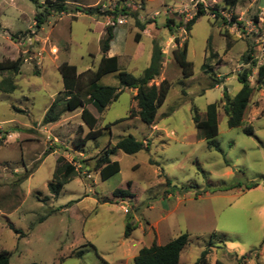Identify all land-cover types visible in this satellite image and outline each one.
<instances>
[{
	"label": "rangeland",
	"instance_id": "obj_1",
	"mask_svg": "<svg viewBox=\"0 0 264 264\" xmlns=\"http://www.w3.org/2000/svg\"><path fill=\"white\" fill-rule=\"evenodd\" d=\"M48 1L53 0H0V62L20 61L16 73L0 72V81L15 85L0 91V250L10 253L9 264H53L61 258L62 264H134L140 248L181 233L188 234V242L178 264H194L207 244L209 264H264V88L254 85V66L248 79L255 89L244 115L252 134L228 127L222 93L225 89L231 98L240 89L236 75L245 67L241 56L249 40L221 17L209 16L216 6L235 20L246 19L261 0H236L234 6L204 0L206 14L188 31L196 0H66L71 7L99 5L102 11L123 7L128 15L52 12L36 29L34 16ZM134 13L144 30L135 25ZM112 21L115 36L107 54L117 55L120 69L140 77L157 42L163 62L153 82L165 78L170 88L151 125L129 117L135 90L123 89L100 113L101 135L76 146L88 132L80 109L63 110L53 123L42 119L50 103L63 96L59 65L68 62L78 73L94 70ZM175 37L187 42L190 77L182 76L173 58ZM203 62L209 72L202 70ZM214 78L224 79L211 87ZM100 83L118 86L117 72ZM215 101L218 134L209 141L195 127L193 109L202 116ZM126 135L147 148L133 154L116 149L111 160L120 170L102 180L94 168L97 159ZM59 157L74 164L76 176L54 197L47 183ZM253 182L262 189L248 190ZM115 189L133 197H115ZM126 223L132 229L125 237ZM78 251L80 256L73 253Z\"/></svg>",
	"mask_w": 264,
	"mask_h": 264
},
{
	"label": "trees",
	"instance_id": "obj_2",
	"mask_svg": "<svg viewBox=\"0 0 264 264\" xmlns=\"http://www.w3.org/2000/svg\"><path fill=\"white\" fill-rule=\"evenodd\" d=\"M36 2V0H34ZM227 6H234L236 0H224ZM40 7V5H37ZM216 7V6H215ZM207 9L202 4L197 5V12L192 18L185 24V30H190L192 24L196 19L206 14ZM52 12L63 13H81L90 16H104L111 15L113 19L116 17L128 15L127 10L123 7L118 8L115 6L113 10L102 11L99 5L95 6H80L73 4L68 6L66 0H53L48 1L44 7V10L37 12L34 16L35 28H40L44 22L46 16ZM254 15V14H253ZM251 15V16H253ZM135 20V25L140 30L145 29V24L140 23L137 19V15L134 13L131 15ZM217 16L219 14L217 13ZM224 22L225 18L221 17ZM234 20L235 17L233 16ZM114 24L107 25L105 27V33L100 40V49L102 57L100 58L96 68L94 70H87L82 73H78L76 66L63 62L59 65L58 69L63 81V96L61 98L54 99L43 116V123L56 122L63 110L74 111L80 109V118L82 122L87 126L88 132L75 142L76 146H83L87 141L96 139L102 133L101 129L96 128L97 122L100 118L101 111L106 108L112 101H115L123 89L132 88L135 90L134 100L135 109H131L129 117H138L142 122L147 125H151L156 117L157 109L164 103L168 94L170 83L167 79H162L158 84H155L153 80L160 75L163 52L157 42H152V55L151 61L147 68L144 69L140 77H136L126 70H122L119 67V59L117 55L106 56V52L110 48V42L114 38ZM139 34L136 36V40ZM245 52L241 56V61L245 67L237 73L236 79L241 84L240 89L231 98L227 97L225 89L222 96L225 98L223 104V112L227 117L228 127H242L244 133L252 134V126L244 125V115L248 107L250 97L253 92V86L249 82V76L252 68L255 66V61L252 58L255 48L250 38ZM175 47L172 49V55L175 62L178 64L181 70V74L184 78L193 75V64L187 59V42L179 43L177 37L174 38ZM20 61L6 63L0 62V72L5 70H12L15 73L18 71ZM256 78L254 85L257 88H264V63L257 66ZM202 70L209 72V68L206 63L203 62ZM117 72L119 80L118 86L102 84L100 80L103 76L110 73ZM224 78H214V82L211 87H214L221 83ZM15 89V85L10 80L0 81V91L10 92ZM218 120H219V102L215 101L206 106L204 114L200 116L195 109H193V122L197 129L200 130L201 135L206 140H211L218 134ZM244 125V126H243ZM147 144L143 141L137 140L132 135H126L120 137L113 147L107 148L102 156H100L94 166L98 171L102 180L108 179L119 172L120 166L118 161L111 160V154L120 149L127 154H133L137 151L147 148ZM57 162L60 166L51 181L47 183V187L52 196L59 195L62 188L69 183L76 176V168L72 162H63V158L59 157ZM169 184V181H167ZM258 186V183L253 182L246 185V188H253ZM112 195L119 198L133 197L127 190L115 189ZM108 200H103L107 202ZM15 233H20V230L10 226ZM132 229L129 223L125 225L124 236H128ZM188 242V234L181 233L171 238L165 244H157L153 241L150 246H144L138 250V253L133 257L134 264H178L180 253L184 246ZM76 256H80L81 252H73ZM211 253L210 245L200 252L199 257L194 264H209V256ZM10 253L6 250H0V264H9ZM63 259L53 264H62ZM39 264V263H34ZM215 264H222L219 260L215 261Z\"/></svg>",
	"mask_w": 264,
	"mask_h": 264
},
{
	"label": "built area",
	"instance_id": "obj_3",
	"mask_svg": "<svg viewBox=\"0 0 264 264\" xmlns=\"http://www.w3.org/2000/svg\"><path fill=\"white\" fill-rule=\"evenodd\" d=\"M196 4H202V6L207 9L204 0H196ZM102 7H106V4L104 3ZM223 10L224 9L222 8L213 6L210 9L209 16L213 19H216L217 17L225 18L226 23L234 27V30L238 31L239 35L251 39L255 48L252 58L255 61V68H257V66L264 63V0H261L254 15L246 19L237 18L236 20H233L232 16ZM217 13L219 16H217ZM117 21L122 23V19L118 18ZM113 24L114 21H112L111 25ZM122 210L125 213L128 211L125 206H122Z\"/></svg>",
	"mask_w": 264,
	"mask_h": 264
},
{
	"label": "crops",
	"instance_id": "obj_4",
	"mask_svg": "<svg viewBox=\"0 0 264 264\" xmlns=\"http://www.w3.org/2000/svg\"><path fill=\"white\" fill-rule=\"evenodd\" d=\"M116 29V28H115ZM115 29H114V36H115ZM110 49V48H109ZM108 52V51H107ZM107 52H106V56H108V57H110V55H108L107 54ZM113 56V55H112ZM118 59H119V57H118ZM217 76H220V74H217ZM229 79V77H226L225 79H224V81H227ZM262 189L259 185L258 186H256V187H253V188H249L248 190H253V189ZM157 243V242H156ZM261 253L259 252V253H256V255H257V258H258V256L260 255ZM248 262V261H247ZM262 262V261H261Z\"/></svg>",
	"mask_w": 264,
	"mask_h": 264
}]
</instances>
